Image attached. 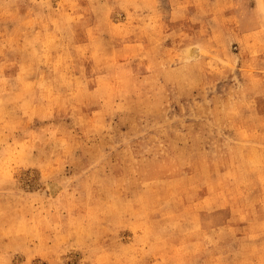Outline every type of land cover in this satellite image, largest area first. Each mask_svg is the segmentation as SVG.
Here are the masks:
<instances>
[{
  "label": "rangeland",
  "instance_id": "374dc122",
  "mask_svg": "<svg viewBox=\"0 0 264 264\" xmlns=\"http://www.w3.org/2000/svg\"><path fill=\"white\" fill-rule=\"evenodd\" d=\"M0 264H264V0H0Z\"/></svg>",
  "mask_w": 264,
  "mask_h": 264
}]
</instances>
